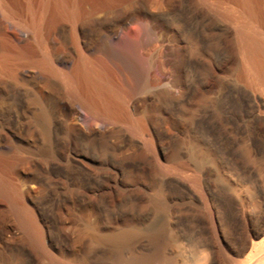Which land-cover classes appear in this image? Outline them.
Segmentation results:
<instances>
[{"label": "bare ground", "instance_id": "1", "mask_svg": "<svg viewBox=\"0 0 264 264\" xmlns=\"http://www.w3.org/2000/svg\"><path fill=\"white\" fill-rule=\"evenodd\" d=\"M133 1L0 0V127L7 122L13 129L9 142L0 131V200L10 212L5 223L11 237L46 239L36 214L24 203L31 196L57 197L54 206L62 209L68 195L76 201L92 194L94 200L113 207L108 202L111 161L103 162V168L95 173L65 170L61 162L66 147H79L81 156L96 160L91 151L95 148L86 144L83 149V143L124 126L152 153L158 169L172 170L161 165L156 142L161 139L160 119L153 118L152 132L143 115L131 114L132 107L141 102L152 103L151 109L160 115H188L186 124L197 140L191 153L197 187L199 170L209 155L200 143L214 142L210 133L228 122L227 111L244 104L242 85L250 91L247 99L252 103L253 119L259 123L255 130L264 127V0H137L141 14L138 26L126 30L128 41L123 40L121 31L110 32L109 47L97 60L80 54L72 61L63 38L66 21L72 23L80 53L78 18L86 14L96 22L110 13L121 15V8ZM227 26L234 30L230 46L225 35ZM123 41L126 45L118 44ZM153 42L161 46L159 62L153 52H142V46ZM89 50H93L91 45ZM136 95L142 97L136 100ZM57 110L63 113L60 121L54 117ZM120 139L122 146L114 142L119 174L145 188H155L153 204L164 209V203L158 200V173H150L134 141L126 135ZM62 181L69 184L67 193L58 186ZM257 187L260 191L241 203L251 220L262 227L264 181ZM90 205L95 207L93 202ZM208 213L213 221V210L208 208ZM68 220L55 224L65 227ZM141 235L150 239L154 249L149 254L133 255L128 264H180L177 256L164 254L169 241L159 227L145 232L125 229L98 239L123 251ZM206 247L197 242L189 255L195 259L204 256ZM260 260H264V252L257 258Z\"/></svg>", "mask_w": 264, "mask_h": 264}, {"label": "rangeland", "instance_id": "2", "mask_svg": "<svg viewBox=\"0 0 264 264\" xmlns=\"http://www.w3.org/2000/svg\"><path fill=\"white\" fill-rule=\"evenodd\" d=\"M138 4L135 0L129 7L121 8L122 11L124 9L121 15L110 13L96 22L86 14L78 18L76 23L82 43L80 53L74 43L72 23L66 21L63 38L66 53L72 61L80 54L89 60H97L107 50L106 47H109L107 36L110 32L119 30L123 40L128 39L127 28L138 26L137 17L141 14ZM225 35L230 46L234 38L231 26H227ZM124 41L118 44L126 45ZM90 45L93 50H89ZM160 47L158 42H153L147 47L142 46V52H153L159 62ZM241 88L245 93L244 104L239 103L237 109L227 111L228 122L210 133L214 142L208 145L199 142L209 153L202 164L204 167L199 170L200 187L194 185L193 181L197 171L192 152L197 140L194 131L186 124L188 115L181 112L177 117L170 114L160 115L151 109L152 103L141 102L135 109L132 107L131 114L143 115L152 132H155L153 118L160 119L161 139L156 142L161 152V165L172 167V170L158 169L152 153L146 150L142 141L129 134L124 126L116 128L114 133L99 134L88 143H83V149L86 144L95 148L91 151L96 160L81 156L79 147H66L61 162V167L65 170L75 168L82 169L85 174L95 173L103 168V162L108 159L111 161L108 165L111 175L108 186L111 197L108 202L114 208L109 207L108 203L105 206L94 200L92 194L87 197L80 196L76 201L68 195L62 201V209L54 206L57 197L31 196L24 203L36 214L39 226L46 233V239L41 240L26 235L11 237L5 223L10 218V212L7 204L0 200V264H128L133 255L149 254L153 251L154 246L148 237L137 236L140 241L133 239L130 246L121 251L122 249H117L110 242L100 241L98 236L116 234L125 229L145 232L158 227L164 230L169 241V245L164 248V254L171 258L178 257L180 264L184 261L186 264L264 263V260L257 261L264 252V225L258 227L251 220L250 212L241 203L242 199L248 201L260 191L257 184L264 181V127L255 130L259 123L253 119L252 103L247 99L250 91L243 85ZM136 96V100L142 97ZM71 102L75 103L74 100ZM62 116L63 113L59 110L54 114L58 121L62 120ZM0 131H3L5 141H11L13 129L7 122L0 127ZM121 135H126L138 145V153L141 154V160L148 165L150 173H158V200L164 203V209H157L153 204L156 201L155 188H145L134 183L130 177L119 174L114 142L122 146ZM58 186L66 193L70 190L65 181L58 183ZM92 202L95 207L90 205ZM208 208L214 212L213 221ZM228 213L231 214L230 220H227ZM67 218V226L55 224ZM197 242H203L207 247L204 249V256L198 255L195 259L189 254ZM257 253L259 256H256Z\"/></svg>", "mask_w": 264, "mask_h": 264}]
</instances>
